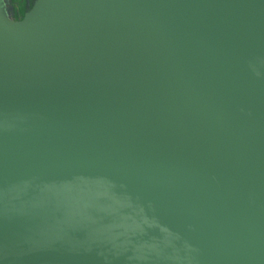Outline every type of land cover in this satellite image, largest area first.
<instances>
[{"label": "water", "instance_id": "95a60500", "mask_svg": "<svg viewBox=\"0 0 264 264\" xmlns=\"http://www.w3.org/2000/svg\"><path fill=\"white\" fill-rule=\"evenodd\" d=\"M0 264H264V0H0Z\"/></svg>", "mask_w": 264, "mask_h": 264}]
</instances>
